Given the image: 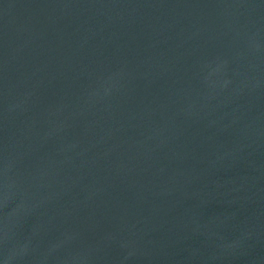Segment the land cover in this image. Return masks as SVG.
Returning a JSON list of instances; mask_svg holds the SVG:
<instances>
[{"label": "water", "instance_id": "1", "mask_svg": "<svg viewBox=\"0 0 264 264\" xmlns=\"http://www.w3.org/2000/svg\"><path fill=\"white\" fill-rule=\"evenodd\" d=\"M0 264H264V0H0Z\"/></svg>", "mask_w": 264, "mask_h": 264}]
</instances>
